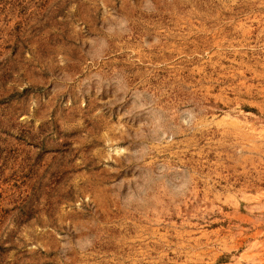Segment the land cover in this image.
<instances>
[{"label":"rangeland","instance_id":"1","mask_svg":"<svg viewBox=\"0 0 264 264\" xmlns=\"http://www.w3.org/2000/svg\"><path fill=\"white\" fill-rule=\"evenodd\" d=\"M0 264H264V0H0Z\"/></svg>","mask_w":264,"mask_h":264}]
</instances>
